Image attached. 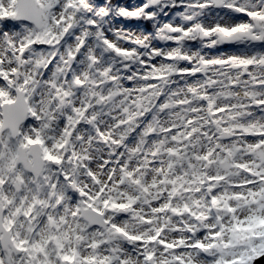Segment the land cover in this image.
<instances>
[{
    "label": "snow or ice",
    "instance_id": "1",
    "mask_svg": "<svg viewBox=\"0 0 264 264\" xmlns=\"http://www.w3.org/2000/svg\"><path fill=\"white\" fill-rule=\"evenodd\" d=\"M262 260L264 0H0V264Z\"/></svg>",
    "mask_w": 264,
    "mask_h": 264
},
{
    "label": "rangeland",
    "instance_id": "2",
    "mask_svg": "<svg viewBox=\"0 0 264 264\" xmlns=\"http://www.w3.org/2000/svg\"><path fill=\"white\" fill-rule=\"evenodd\" d=\"M129 2H131V0H129ZM143 27L147 28L148 30H151V26L150 25H144Z\"/></svg>",
    "mask_w": 264,
    "mask_h": 264
},
{
    "label": "water",
    "instance_id": "3",
    "mask_svg": "<svg viewBox=\"0 0 264 264\" xmlns=\"http://www.w3.org/2000/svg\"><path fill=\"white\" fill-rule=\"evenodd\" d=\"M260 264H264V260H262V261L260 262Z\"/></svg>",
    "mask_w": 264,
    "mask_h": 264
}]
</instances>
